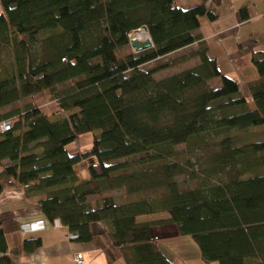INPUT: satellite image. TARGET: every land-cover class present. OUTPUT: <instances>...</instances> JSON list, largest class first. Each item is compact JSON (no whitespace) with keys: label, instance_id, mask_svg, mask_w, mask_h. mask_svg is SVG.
<instances>
[{"label":"trees","instance_id":"obj_1","mask_svg":"<svg viewBox=\"0 0 264 264\" xmlns=\"http://www.w3.org/2000/svg\"><path fill=\"white\" fill-rule=\"evenodd\" d=\"M1 7L0 60L10 50L13 71L0 78V109L29 101L0 121L11 123L0 132V194L23 188L50 227L59 220L80 242L91 240L90 225L105 224L125 264H172L151 224L135 223L163 212L204 264H264V53L251 54L257 79L247 99L193 34L200 18H215L203 5L1 0ZM142 27L152 47L136 52L129 35ZM191 46L187 58L197 64L189 69L157 80L171 63L145 67ZM252 128L263 139L233 144L231 131ZM89 134L90 147L70 154L67 147ZM203 135L217 137L207 167L197 172L190 158L186 166L173 158L174 148L202 143ZM89 158V176L80 180L74 167ZM186 174L191 187L176 180ZM158 189L153 199L112 195ZM39 246L24 241L22 251ZM6 252L0 221V261Z\"/></svg>","mask_w":264,"mask_h":264},{"label":"crops","instance_id":"obj_2","mask_svg":"<svg viewBox=\"0 0 264 264\" xmlns=\"http://www.w3.org/2000/svg\"><path fill=\"white\" fill-rule=\"evenodd\" d=\"M173 2L180 9L203 5L214 15L212 21L206 16L200 18V26L193 34L199 37L198 41L206 45L208 56L216 61L221 74L233 79L241 93L249 99L248 84L257 79L251 54L264 53V0H173ZM241 10H246L248 14L246 19H241ZM1 59L0 78H5L13 71L12 52L10 50L4 52ZM20 107L21 103H15L0 109V121L8 119L6 116L12 117ZM87 167L88 165L83 168L74 167L80 180L88 178ZM157 195L152 190L143 194L123 191L121 197L126 200L143 197L153 199L157 198ZM37 201V197L27 198L23 188L0 194L1 229L7 247L0 264H74L75 253L83 255L84 264H125L120 250L111 245L103 223L90 225L89 242L68 240L67 236L71 233L61 224L58 228L49 226L42 232L22 236L19 231L20 224L42 218ZM135 223L151 224L154 242L172 264H204L199 259L197 248L193 256L177 251V248L185 250V243L190 241L179 236L175 226L169 223L167 213L138 216ZM33 239H39L40 246L32 252L22 251L24 241Z\"/></svg>","mask_w":264,"mask_h":264},{"label":"rangeland","instance_id":"obj_3","mask_svg":"<svg viewBox=\"0 0 264 264\" xmlns=\"http://www.w3.org/2000/svg\"><path fill=\"white\" fill-rule=\"evenodd\" d=\"M135 33L136 32L131 33L132 36H134ZM191 51H192L191 47L185 48V49H183L177 53H174L172 55L158 59L152 63H149L145 67L146 68H155L159 65L170 62L172 65L170 68H168L167 70H164V71H160V72L156 73L154 76V78L157 80L163 79V78L168 77L172 74H176L178 72H181L185 69H189V68L193 67L194 65H196L197 59L190 58V57L187 58V56H189ZM210 84L216 85V81H212V82H210ZM28 101L29 100H25L23 103H21V106H23V104L28 103ZM40 105L42 107H44L45 109L47 107H49V104H46V103L40 104ZM68 114L69 113L63 114V115H68ZM57 117L58 116H54V117H51L50 119L54 120ZM94 134H96V133H94ZM94 134H89V135H85V136L77 138V140L75 141V143L73 145H70L67 147L70 154L79 155V154L83 153L84 151H86L91 145V140H92V137ZM229 134L234 139L233 144L237 145V146L245 145V144L263 139L262 131L260 130V128H252V129H249L247 131L233 130ZM201 139H202V143L199 141L197 142V141L193 140V141H191V143L189 144L188 147L186 145H183V146H179V147L174 148V157L173 158H175V160L178 161L182 166H186L185 161L187 158H190V161L194 162L193 168L197 172L200 171L201 169H203L204 167H207L208 162H209V158L215 152L217 137L211 138V137H205V135H203V137ZM203 141H204V143H203ZM92 162H94L93 158L85 159V160L81 161L80 163H78V165H76V167L83 168ZM156 166H159V164L148 163L145 165V167H149V168H154ZM188 169L191 170V168H188ZM199 173L202 174L203 172L201 171ZM176 180L179 181L180 183H182V182L187 183L188 182L186 184V186L191 187L194 185V182L188 178L187 174L184 176L176 177ZM153 192H155L156 194H159V192L161 193L162 191H161V189H158V191L153 190ZM122 193H123V191L113 192L112 195H113V197H116L115 195L119 194V196L116 197V198H119V197H121ZM183 238L190 241V243L188 241H187L188 243H185L187 246V247L185 246V248H184L185 250H181L180 248H177V251L179 253L185 254L187 256H193V254H195V248H196L195 243L189 237H183ZM186 240H184V241L186 242Z\"/></svg>","mask_w":264,"mask_h":264},{"label":"built area","instance_id":"obj_4","mask_svg":"<svg viewBox=\"0 0 264 264\" xmlns=\"http://www.w3.org/2000/svg\"><path fill=\"white\" fill-rule=\"evenodd\" d=\"M133 38L135 37L132 36V34H130L129 41L132 40ZM10 127H11V123L9 121L1 122L0 132L8 131ZM59 226H60V222L58 220L53 221L52 227L58 228ZM47 227H49V224H47V222L43 218H39L20 224L19 231L22 236H26V235L42 232L46 230ZM67 239L74 241L77 240L78 237L76 234L71 233L67 236ZM73 260H74V264H84L83 255L81 253H75V255L73 256Z\"/></svg>","mask_w":264,"mask_h":264},{"label":"water","instance_id":"obj_5","mask_svg":"<svg viewBox=\"0 0 264 264\" xmlns=\"http://www.w3.org/2000/svg\"><path fill=\"white\" fill-rule=\"evenodd\" d=\"M140 30L143 31L146 34L147 39L144 40V41H139L136 38H133L129 42V46L136 52H141V51L147 50V49L152 47V43H151V40H150V38H149V36L147 34L146 28L142 27L141 29H139L136 32H139Z\"/></svg>","mask_w":264,"mask_h":264},{"label":"bare ground","instance_id":"obj_6","mask_svg":"<svg viewBox=\"0 0 264 264\" xmlns=\"http://www.w3.org/2000/svg\"><path fill=\"white\" fill-rule=\"evenodd\" d=\"M134 37L137 39V40H139V41H144V40H146L147 39V36H146V34L143 32V31H139V32H136L135 34H134ZM144 39V40H143ZM199 180V179H198ZM165 186V185H164ZM72 241V240H71Z\"/></svg>","mask_w":264,"mask_h":264}]
</instances>
